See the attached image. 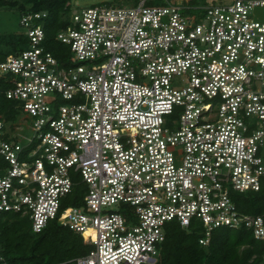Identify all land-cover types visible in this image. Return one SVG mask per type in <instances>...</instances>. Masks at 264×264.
<instances>
[{
  "label": "built area",
  "instance_id": "2783aa9c",
  "mask_svg": "<svg viewBox=\"0 0 264 264\" xmlns=\"http://www.w3.org/2000/svg\"><path fill=\"white\" fill-rule=\"evenodd\" d=\"M163 2L68 3L63 64L44 46L47 13L26 10L27 47L0 62L17 113L0 115V215L80 235L90 250L73 264H155L172 221L198 225L202 247L219 228L264 243V215L234 202L264 195V0L202 16ZM78 185L82 205L63 208Z\"/></svg>",
  "mask_w": 264,
  "mask_h": 264
},
{
  "label": "trees",
  "instance_id": "16d2710c",
  "mask_svg": "<svg viewBox=\"0 0 264 264\" xmlns=\"http://www.w3.org/2000/svg\"><path fill=\"white\" fill-rule=\"evenodd\" d=\"M68 3L69 0H0V9H16L19 14L26 10L46 12L44 46L63 64L68 60L69 50L58 43L55 36L66 25L64 16L69 11ZM6 44L10 51L0 55V62L10 53L26 49L27 39L21 34L12 35ZM0 104L5 107L1 114L8 120L15 119L17 113L12 104L4 99H0ZM83 193L82 185L75 186L64 202L79 207ZM234 202L244 213L264 215L262 194L235 195ZM67 207L70 206H63ZM201 237V228L196 224L183 229L174 221L168 222L164 226V241L155 264H259L264 255V243L254 240L244 229H216L207 247L199 245ZM0 249L6 264H73L90 247L80 235L61 227L56 221H50L40 233L34 234L26 217L4 213L0 215Z\"/></svg>",
  "mask_w": 264,
  "mask_h": 264
},
{
  "label": "rangeland",
  "instance_id": "374dc122",
  "mask_svg": "<svg viewBox=\"0 0 264 264\" xmlns=\"http://www.w3.org/2000/svg\"><path fill=\"white\" fill-rule=\"evenodd\" d=\"M20 2L21 0H12ZM141 0H69L70 7L73 11H80L96 5H106L111 7H133ZM151 2L150 6H162L163 0H146ZM169 3L188 7L190 10L184 12L193 16H202V9L209 6L226 5L230 4L234 0H165ZM21 34V28L19 27V13L16 9H0V55L9 52L10 49L6 44L9 36ZM12 55V53H10ZM2 104H0V115L4 110ZM30 135V133H29ZM63 206H71L69 202H64Z\"/></svg>",
  "mask_w": 264,
  "mask_h": 264
}]
</instances>
